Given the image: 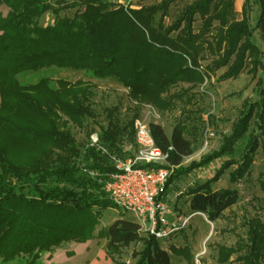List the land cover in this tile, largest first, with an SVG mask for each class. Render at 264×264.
I'll use <instances>...</instances> for the list:
<instances>
[{
    "label": "trees",
    "instance_id": "trees-1",
    "mask_svg": "<svg viewBox=\"0 0 264 264\" xmlns=\"http://www.w3.org/2000/svg\"><path fill=\"white\" fill-rule=\"evenodd\" d=\"M177 1L162 0L132 10L103 0H76L67 7L83 10L68 18L59 16L61 9H55L49 0H0V8L8 9L5 16L0 11V19L4 18L0 27V93L4 104L0 110L1 259L10 261L21 254L38 259L65 241L86 242L93 237L102 213L115 209L104 190L115 171L111 158L96 146L82 153L60 124V114L78 125L84 118L94 117L89 87L81 81H60L53 87L48 79L23 85L18 75L25 72L57 67L83 70L98 79L113 78L129 90L133 100L167 111L174 108L175 100L208 80L202 66L204 52L213 58L215 69H226L221 81L236 79L248 65L254 75L260 70L263 75L256 88L261 100L245 102L239 121L221 148L185 170L183 160L192 154L185 127L179 124L169 139L160 125H149L157 146L169 154L168 162L175 169L159 199L165 198L177 178L220 158L214 176L187 194L190 208L214 223L239 202L237 190L215 191L212 186L232 166H236L232 181L242 179L259 148L264 157V141L259 140L264 137V51L256 44L255 30L245 11L240 21L235 19L234 0H197L167 25L165 19ZM256 3L261 7L257 22L262 25L264 0ZM48 11L56 18L42 30L39 19ZM210 13L212 21H204L195 31L196 16ZM212 22L218 24L215 33ZM261 36L264 41V28ZM180 83L189 87L182 94L163 97ZM115 111H105L109 123L98 135L99 145L125 159L131 156L124 152L125 141L134 139L135 143L134 123L121 126ZM252 122L260 136L251 132L237 161L233 158L235 148ZM259 181L264 191V170ZM105 235L109 253L142 243L135 264H171V254L153 236L141 234L134 221L118 219ZM242 251L239 264H264V223L259 219L249 223L245 241L235 248L219 247L216 264H227L232 255ZM171 252L190 257L188 248H172Z\"/></svg>",
    "mask_w": 264,
    "mask_h": 264
},
{
    "label": "rangeland",
    "instance_id": "rangeland-1",
    "mask_svg": "<svg viewBox=\"0 0 264 264\" xmlns=\"http://www.w3.org/2000/svg\"><path fill=\"white\" fill-rule=\"evenodd\" d=\"M55 9H61L59 16L73 18L77 10L83 7L72 8L76 0H66V3H58L59 0H49ZM113 6L129 7L132 10H139L141 7L151 6L160 3L162 0H103ZM197 0H178L169 10V16L165 19L167 25L175 21L182 10L193 5ZM257 0H246L243 11H245L251 27L255 30L254 39L256 44L264 51V41L262 31L264 28V18L262 25L257 20L261 14V7ZM3 16L8 13V9L1 7ZM235 19L240 21L242 13L236 11L233 4ZM56 14L52 11L46 12L39 19V26L42 30L54 24ZM204 21H212V13L203 17L196 16L194 24L195 31H199ZM4 18L0 19V27ZM217 29V22H212ZM205 59L202 61L204 71L208 73V80L201 86H197L187 94H183L181 99L174 102L172 110L161 111L152 104L133 100L129 90L113 78L98 79L91 73L80 70L63 69L57 67L44 68L35 72H25L18 75V80L23 85H32L42 79H48L51 86L57 87L60 81L70 83L84 82L89 87L92 97L90 107L94 111V117H86L82 125L74 123L65 115L60 114L61 127L69 131L76 141L81 152L91 147L93 138L98 139L102 128L108 126L106 110L116 109L115 117L121 126H126L133 122L134 138L137 123L160 125L166 136L170 139L174 129L183 125L184 136L191 142L192 154L183 160L182 169L189 168L192 163L200 162L204 157L211 156L217 152L224 141V138L232 132L233 126L239 121L244 109L243 105L255 103L261 100L257 92V83L263 73L258 70L257 75L251 73L248 65L245 70L236 78L221 81V76L226 69L217 70L213 67V58L204 52ZM209 68V70L207 69ZM189 87L188 84H178L170 88L163 94L164 98H169L173 94H182L183 90ZM193 96V97H191ZM190 98V103H189ZM0 93V110L3 107ZM259 132L254 128L253 122L248 134L236 146L233 158L239 160L244 152V146L248 143L251 132ZM129 132V131H128ZM213 133L214 137L209 139ZM260 136V135H259ZM264 141V137H259ZM260 141V142H261ZM124 152L135 151V143L128 140L123 146ZM128 157V156H126ZM220 158L209 162L207 165L195 169L190 173L183 174L171 185L164 198L174 213L189 216L193 212L190 208V197L187 195L190 190L204 184L210 180L220 167ZM175 169H171L169 176L173 175ZM236 166L229 168L221 179L213 184V190H237L239 202L226 211L221 219L211 223L206 216H195L188 228L177 232L173 238L161 247L171 254V264H216L219 247L235 248L238 243L247 239L249 223L254 219H259L264 223V191L260 187V175L264 170V157L262 148H259L254 156V161L250 165L249 171L242 179L232 181V173ZM118 219H126L136 222L134 216L122 213L116 209H108L99 218L93 237L86 242L74 240L65 241L58 246L51 248L48 252L41 253L38 259L30 255L21 254L10 261L0 258V264H29L34 260V264H135L140 259L143 244H133L127 248H122L118 253H109L107 249L108 238L105 235L109 226ZM145 236V235H144ZM172 248L185 249L190 251L187 259L184 255L172 253ZM244 254V251L232 255L227 264H239L237 258ZM197 259L199 263H197Z\"/></svg>",
    "mask_w": 264,
    "mask_h": 264
},
{
    "label": "built area",
    "instance_id": "built-area-1",
    "mask_svg": "<svg viewBox=\"0 0 264 264\" xmlns=\"http://www.w3.org/2000/svg\"><path fill=\"white\" fill-rule=\"evenodd\" d=\"M208 137L213 138L214 134ZM91 145L111 158L115 171L105 182L104 190L117 211L135 217L141 234L153 236L160 245L167 244L177 232L188 228L195 216H205H177L164 199H159L173 167L168 162L169 154L157 146L149 125L136 124L135 151L125 159L109 154L97 137Z\"/></svg>",
    "mask_w": 264,
    "mask_h": 264
},
{
    "label": "crops",
    "instance_id": "crops-1",
    "mask_svg": "<svg viewBox=\"0 0 264 264\" xmlns=\"http://www.w3.org/2000/svg\"><path fill=\"white\" fill-rule=\"evenodd\" d=\"M246 0H234L236 11L243 12V7Z\"/></svg>",
    "mask_w": 264,
    "mask_h": 264
}]
</instances>
